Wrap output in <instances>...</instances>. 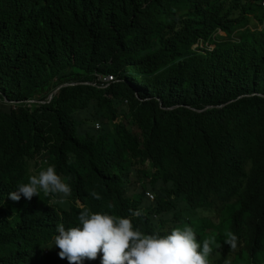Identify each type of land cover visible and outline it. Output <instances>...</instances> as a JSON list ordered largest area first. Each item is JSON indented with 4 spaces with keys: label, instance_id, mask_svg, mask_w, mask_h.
<instances>
[{
    "label": "trees",
    "instance_id": "16d2710c",
    "mask_svg": "<svg viewBox=\"0 0 264 264\" xmlns=\"http://www.w3.org/2000/svg\"><path fill=\"white\" fill-rule=\"evenodd\" d=\"M251 14L264 21L258 0H0V264H69L53 237L78 221L77 199L144 213L147 189L156 213L240 194L233 234L264 259V26ZM48 165L67 202L40 191L13 213L8 193ZM142 176L151 185L130 195ZM137 223L157 231L150 215Z\"/></svg>",
    "mask_w": 264,
    "mask_h": 264
},
{
    "label": "clouds",
    "instance_id": "9594fccd",
    "mask_svg": "<svg viewBox=\"0 0 264 264\" xmlns=\"http://www.w3.org/2000/svg\"><path fill=\"white\" fill-rule=\"evenodd\" d=\"M262 1L258 0V4L264 9ZM251 17L254 19V14ZM253 22L256 23V26L253 24L254 29L264 26V21L256 19ZM216 33L226 35L221 28ZM210 45V49L215 47L214 44L212 47ZM40 191L51 197V203L64 204L71 195L69 184L56 173L54 165H48L31 175L28 183L18 184L14 191L8 193V197L13 201H19L22 196L31 200L34 196H39ZM90 195L100 199L94 191ZM148 195L144 213L130 209L128 214L117 216L93 212L82 199H77L76 207L81 210L78 221L68 227L64 223L56 226L57 234L53 237V245L60 249L59 257L66 258L69 264H209L208 257L213 251L211 244L214 241L206 238L202 244L198 243L194 229L190 226L173 228L169 234L161 236L162 231L170 230L163 222L156 232H143L137 219L141 215H150L154 220L160 214L147 210L149 206L158 207L157 194L147 189L145 196ZM174 198L172 195L171 199ZM226 235L224 242L231 248H236V235L231 232ZM85 260L87 261L84 262ZM258 262L257 260L256 264Z\"/></svg>",
    "mask_w": 264,
    "mask_h": 264
},
{
    "label": "rangeland",
    "instance_id": "374dc122",
    "mask_svg": "<svg viewBox=\"0 0 264 264\" xmlns=\"http://www.w3.org/2000/svg\"><path fill=\"white\" fill-rule=\"evenodd\" d=\"M176 10H179L180 8H175ZM256 20V19H254ZM250 28V26H248ZM253 29V27H251ZM214 36H217V33L214 34ZM234 39H239V37L234 36ZM214 44V43H212ZM210 45V47L214 45ZM196 47V46H195ZM200 47L202 45L200 44ZM131 73V71H130ZM104 75V74H102ZM130 76V75H128ZM127 73L126 78L128 79ZM104 77V76H103ZM99 79H102L100 75H98ZM105 80V79H104ZM129 80V79H128ZM117 81V80H116ZM115 82V81H114ZM106 87V86H105ZM111 96L115 100L120 98L121 96ZM39 99V98H37ZM129 100V98H127ZM125 101L126 104L123 103L122 106H119L121 108H128L129 103L128 101ZM43 100V99H41ZM40 103V102H39ZM41 103H44L43 101ZM30 105V103H29ZM31 106V105H30ZM78 114V121L84 122ZM118 120V119H117ZM115 120V122L117 121ZM128 120V119H127ZM95 127L98 128L96 125L97 123L100 124V127H103L102 122H106L105 114L104 112H99V118L96 120ZM87 122V123H86ZM86 124L89 125L90 121L86 120ZM108 123V122H106ZM90 126V125H89ZM109 126L112 127V124L109 123ZM99 127V128H100ZM101 127V128H102ZM145 166H147L150 170L154 169L153 166H149V162L144 163ZM132 175H134V172H132ZM133 183H137V186H150V179L141 177L140 179H132L131 182L127 183V189L128 193L133 196V188L135 185ZM160 185V184H158ZM154 189H156L154 187ZM157 190V189H156ZM240 194H237L236 198H234L233 201L227 202V203H220V201L215 202L211 208L208 209H199L196 214H193L191 211V206L185 201V200H179L177 201V209L170 210L169 212H163L158 214V217L154 218V224L156 225V229L160 226H162L163 222L166 223V227L170 229V231L173 228H181L183 229L184 226H190L194 229V232L196 234L197 242L201 243L204 239L208 238L210 240H213L214 242L211 244V247L213 248L212 253L208 257L209 264H256L257 260L259 261V264H262L261 262L264 260H259L260 254L257 256H252L249 254L247 248H246V241L242 240L241 242L237 243L236 248H231L230 245V251H227L226 247H228V244H226L224 241L227 238V233L231 232L232 230V215L234 210L239 206L238 203V196ZM27 201V199H20L17 202V204H12L15 206V209L13 210V213L17 212V209L19 208V202ZM217 204V205H215ZM40 260V258H38ZM87 261V260H86ZM264 264V263H263Z\"/></svg>",
    "mask_w": 264,
    "mask_h": 264
},
{
    "label": "built area",
    "instance_id": "2783aa9c",
    "mask_svg": "<svg viewBox=\"0 0 264 264\" xmlns=\"http://www.w3.org/2000/svg\"><path fill=\"white\" fill-rule=\"evenodd\" d=\"M262 5H264V0L262 1ZM104 79H105V81H107L108 83H110L111 81H114L116 78H115V76L113 74H111V75L109 74V75L105 76ZM96 126L97 127H100V124L97 123Z\"/></svg>",
    "mask_w": 264,
    "mask_h": 264
},
{
    "label": "water",
    "instance_id": "95a60500",
    "mask_svg": "<svg viewBox=\"0 0 264 264\" xmlns=\"http://www.w3.org/2000/svg\"><path fill=\"white\" fill-rule=\"evenodd\" d=\"M69 84H76V83H69ZM69 84H62V85H60L57 89H55L51 94H50V100L53 98V95L60 89V88H62V87H64V86H67V85H69ZM34 101H36V100H34Z\"/></svg>",
    "mask_w": 264,
    "mask_h": 264
},
{
    "label": "bare ground",
    "instance_id": "6f19581e",
    "mask_svg": "<svg viewBox=\"0 0 264 264\" xmlns=\"http://www.w3.org/2000/svg\"><path fill=\"white\" fill-rule=\"evenodd\" d=\"M148 197H149V195H148Z\"/></svg>",
    "mask_w": 264,
    "mask_h": 264
}]
</instances>
